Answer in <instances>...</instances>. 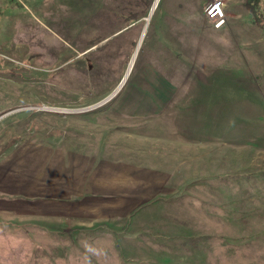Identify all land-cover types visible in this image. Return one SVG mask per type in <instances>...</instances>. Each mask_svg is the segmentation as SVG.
<instances>
[{
  "label": "rangeland",
  "instance_id": "obj_1",
  "mask_svg": "<svg viewBox=\"0 0 264 264\" xmlns=\"http://www.w3.org/2000/svg\"><path fill=\"white\" fill-rule=\"evenodd\" d=\"M145 1L0 0V264H264V116L241 105L233 124L230 90L210 113L200 82L247 70L241 53L264 60V0H226L221 27L210 0H159L150 17ZM44 154L46 172L88 160L64 165L112 209L43 214L64 199L29 178ZM121 168L150 188L126 214L137 181Z\"/></svg>",
  "mask_w": 264,
  "mask_h": 264
},
{
  "label": "crops",
  "instance_id": "obj_2",
  "mask_svg": "<svg viewBox=\"0 0 264 264\" xmlns=\"http://www.w3.org/2000/svg\"><path fill=\"white\" fill-rule=\"evenodd\" d=\"M226 14V13H225ZM240 49V50H239ZM240 53L242 52L241 48L238 47ZM251 53V51H250ZM264 56V55H263ZM238 59L235 58V60ZM262 58H258V54H250L246 58V56L241 53V61L243 66L247 67V70H240L238 74H222V75H210L206 77L205 80H200V82H206L210 85L205 87V94L208 95L207 100H204L207 103V107L210 108V113L217 115L222 114L221 108L225 106V93L228 94V91H231V99H227V104L231 106V113L233 115V124H234V115L239 116L241 114L240 108L241 105L245 106L249 109L252 108V111H261V114L264 116V60ZM246 62V64H245ZM249 72V73H248ZM232 83L231 86L226 85ZM215 84V86L213 85ZM253 86L252 97L250 100V96H247L245 90L247 85ZM211 88V89H209ZM242 92V93H241ZM241 100L245 102L241 104ZM202 105V103H201ZM239 119L237 123H239ZM260 122V121H259ZM264 122V119H263ZM43 163L39 167L38 173L33 176H29V178L34 179H48L54 181L58 184L59 191L61 192L64 199H61V205L59 204H46L44 205L43 214L48 216H56V215H65V216H81L82 213L90 214L91 212H100L104 210H111L112 206L108 205L111 202V193H109L106 188L94 187L90 182L87 181H79L75 182V179L84 180V174L81 175L79 171H70L64 163H74L78 162L79 165H87L89 162L86 159H76L71 157H66L63 155L61 158L55 160V165L53 166V170L49 169V166L43 169L44 161L46 160L45 154L43 155ZM48 163V162H47ZM92 164V161H91ZM63 167L61 170H58L57 167ZM118 166V165H111ZM126 168H121L120 171L126 177L130 176L133 180L137 181L136 183H129L126 181V188L136 187L135 190H130L132 192L131 197L125 199V206H123L120 211L121 214H126L129 211V204H134L136 206L141 207L145 202V193L149 194L150 188H147L144 191L143 181L145 178L140 176L138 172H127ZM143 172H148L147 170H141ZM109 173V172H108ZM128 173H130L128 175ZM46 176H45V175ZM110 174V173H109ZM167 175V174H166ZM71 176V177H70ZM168 176L170 177V172L168 171ZM167 176V178H168ZM111 179H115L116 176H109ZM165 177V176H164ZM166 179V177H165ZM65 180L67 183L63 184ZM31 181V180H30ZM73 186L76 187L73 188ZM113 190V189H111ZM66 195V196H65ZM105 196H109L107 199ZM75 198V199H74ZM100 203L96 204L95 203ZM128 210V211H127ZM65 211V212H64ZM71 212V213H69Z\"/></svg>",
  "mask_w": 264,
  "mask_h": 264
},
{
  "label": "built area",
  "instance_id": "obj_3",
  "mask_svg": "<svg viewBox=\"0 0 264 264\" xmlns=\"http://www.w3.org/2000/svg\"><path fill=\"white\" fill-rule=\"evenodd\" d=\"M225 1L226 0H210L204 11L206 19L215 27H221L225 22Z\"/></svg>",
  "mask_w": 264,
  "mask_h": 264
},
{
  "label": "trees",
  "instance_id": "obj_4",
  "mask_svg": "<svg viewBox=\"0 0 264 264\" xmlns=\"http://www.w3.org/2000/svg\"><path fill=\"white\" fill-rule=\"evenodd\" d=\"M143 1H145V0H143ZM147 4L144 6V8H143V11H142V14L141 15H146L147 14V7H149V3H148V1H145ZM247 5H250L251 7H252V4H250L249 3V1L247 0ZM147 11V12H146ZM253 12H254V18H256V20L258 21V23H260V27H261V30H263V32H264V20L261 18V16H259V10H252ZM253 14V13H252ZM136 17V18H135ZM135 17H133V15L132 16H129V18H128V21L129 22H135L136 20H137V16H135ZM94 45V44H93Z\"/></svg>",
  "mask_w": 264,
  "mask_h": 264
},
{
  "label": "water",
  "instance_id": "obj_5",
  "mask_svg": "<svg viewBox=\"0 0 264 264\" xmlns=\"http://www.w3.org/2000/svg\"><path fill=\"white\" fill-rule=\"evenodd\" d=\"M153 10H154V7L152 6V8H151V10H150L149 17H150V15L153 13ZM136 50H138V47H137ZM136 52H137V51H136ZM135 55H136V53H135ZM123 83H124V80H122L121 83L119 84V86H118L119 89L121 88V85H122ZM114 92H115V91H114ZM114 92L111 93V94H110L105 100H103L102 102H100V103H98V104H96V105H94V106H92L91 108H88V109H86V110L89 111V110L95 109V108H97V107H99V106L105 104L106 102H108V101L113 97Z\"/></svg>",
  "mask_w": 264,
  "mask_h": 264
},
{
  "label": "bare ground",
  "instance_id": "obj_6",
  "mask_svg": "<svg viewBox=\"0 0 264 264\" xmlns=\"http://www.w3.org/2000/svg\"><path fill=\"white\" fill-rule=\"evenodd\" d=\"M158 2H159V0H155L154 9H155L156 5L158 4ZM135 53H136V52H135ZM134 55H135V54H134ZM134 60H135V56H133L132 61H131V64H132V62H134ZM128 75H129V71H128L127 74H126V77L124 78V81L127 79V76H128ZM122 85H123V84H122ZM122 85H121V87H122ZM119 90H120L119 88L115 90L113 97L117 94V92H118ZM113 97H112V98H113ZM112 98H111V99H112Z\"/></svg>",
  "mask_w": 264,
  "mask_h": 264
}]
</instances>
